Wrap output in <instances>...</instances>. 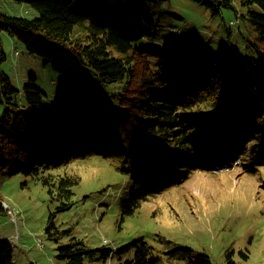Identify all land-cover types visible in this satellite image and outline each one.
Returning <instances> with one entry per match:
<instances>
[{
  "label": "trees",
  "instance_id": "obj_1",
  "mask_svg": "<svg viewBox=\"0 0 264 264\" xmlns=\"http://www.w3.org/2000/svg\"><path fill=\"white\" fill-rule=\"evenodd\" d=\"M16 1L39 15L0 10V215L7 214L2 183L20 178L47 187L59 203L57 212L75 207L79 183L68 167L96 156L110 162L117 178L116 205L128 215L195 171L237 169L254 175L264 168V66L253 60L250 44L247 61L232 65L196 51L182 56L173 44L157 47L149 40L165 25L154 7L165 0ZM198 1L214 14L232 8V0ZM242 5L245 18L264 33V0H243ZM3 32L74 84L77 96L66 92L51 99L33 74L18 89L2 67L7 59ZM196 135L215 152L213 165H205ZM171 167L180 170L174 179ZM52 227L59 232L57 258L64 264L107 260L114 252L108 244L90 246L73 228L59 231L54 220L47 228L51 235ZM63 235L71 241L62 243ZM117 250L118 264H158L143 236ZM131 251L133 258H122ZM168 254L187 264H211L207 254L188 247ZM0 264H16L8 238H0ZM226 264H238L231 252Z\"/></svg>",
  "mask_w": 264,
  "mask_h": 264
},
{
  "label": "rangeland",
  "instance_id": "obj_2",
  "mask_svg": "<svg viewBox=\"0 0 264 264\" xmlns=\"http://www.w3.org/2000/svg\"><path fill=\"white\" fill-rule=\"evenodd\" d=\"M242 1L232 0V8L224 7L214 14L198 0H165L154 7V14L165 27L157 30L155 39L149 42L163 48L173 44L171 47L182 56L195 51L211 54L230 65L247 61L250 44L255 50L253 60L264 66V33L245 18L247 9ZM254 8L260 10L257 5ZM0 10L12 16L39 15L31 5L16 0H0ZM2 41L7 55L2 67L18 89L22 90L25 80L33 74L37 85L51 99L64 97L66 92L77 96L74 84L53 71L42 57L29 53L17 37L3 32ZM214 126H209L210 133ZM194 142L207 159L205 165H213L209 162L213 153L204 137L196 135ZM110 165L97 156L70 164L68 168L74 169L79 183L77 205L63 212L56 211L58 201L40 182L20 178L2 183L12 214L0 215V238L13 242L16 264H64L57 258L55 237L59 232L54 227L52 235L47 231L50 220L59 231L73 228L71 232L90 246L106 244V239L108 247L121 248L143 236L153 247L158 264H187L185 259L168 254L179 247L207 254L211 264H226L227 252L238 264H264V168L254 175L195 171L188 180L151 196L135 214L128 215L116 205L117 178ZM169 173L174 179L180 170L171 167ZM70 241V235L61 238L62 243ZM126 257L132 258L133 253ZM119 259L115 251L107 260L88 258L83 264H117Z\"/></svg>",
  "mask_w": 264,
  "mask_h": 264
},
{
  "label": "bare ground",
  "instance_id": "obj_3",
  "mask_svg": "<svg viewBox=\"0 0 264 264\" xmlns=\"http://www.w3.org/2000/svg\"><path fill=\"white\" fill-rule=\"evenodd\" d=\"M17 54H18V52H17ZM211 153H213V156L211 157V159H212L213 157L215 158V157H216V156H214L215 152H213V151L211 150ZM213 161H214V160H213ZM216 165H218V166L221 167V166L223 165V163H217ZM165 191H166V190H165ZM165 191H164V192H165ZM162 193H163V192H162ZM3 206H4V208L6 209L7 214H8V213L12 214V210L9 208V205H8V203L5 201V199H4V201H3ZM42 246H43V244L40 243V244H39V247H42ZM117 248H118L117 246H115V248H113V249H114V252H115V251H118ZM129 253H133V252L131 251V252H129ZM129 253H127V254H129ZM112 254H113V253H112ZM127 254H124L122 258H123V259L128 258V257H126ZM110 257H112V255H111ZM132 258H133V257H132ZM120 260H121V258L119 259V261H120ZM118 263H119V262H118ZM118 263H117V264H118Z\"/></svg>",
  "mask_w": 264,
  "mask_h": 264
}]
</instances>
